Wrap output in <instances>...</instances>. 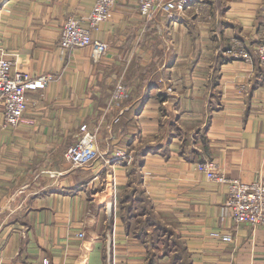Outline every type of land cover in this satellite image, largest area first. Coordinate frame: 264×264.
Here are the masks:
<instances>
[{
  "label": "crops",
  "instance_id": "crops-1",
  "mask_svg": "<svg viewBox=\"0 0 264 264\" xmlns=\"http://www.w3.org/2000/svg\"><path fill=\"white\" fill-rule=\"evenodd\" d=\"M220 1L215 39L201 26L198 10L206 0L170 22L158 10L154 28L136 0H119L91 31L108 43L94 60L90 46L58 43L66 17L87 15L94 0H0V51L29 78L50 75L27 93L17 127L5 128L0 113V264H143L145 246L124 229L117 204L139 144L152 148L142 185L158 216L185 241L191 264H264V226L236 223L226 185L196 169L210 159L228 177L264 176V83L250 90L252 58L228 52L264 41V0ZM221 38L231 41L224 51L231 58L219 68V105L208 109L207 80ZM132 57L138 67L156 63V77L130 74ZM120 79L127 80L129 100L110 105L111 86ZM159 93L167 99L160 102ZM144 95L135 114L131 106ZM84 122L98 129L100 156L74 166L64 152ZM118 147L131 155L128 164L115 162ZM112 172L115 208L107 185ZM225 234L232 240H222ZM160 264H171L169 256Z\"/></svg>",
  "mask_w": 264,
  "mask_h": 264
},
{
  "label": "built area",
  "instance_id": "built-area-1",
  "mask_svg": "<svg viewBox=\"0 0 264 264\" xmlns=\"http://www.w3.org/2000/svg\"><path fill=\"white\" fill-rule=\"evenodd\" d=\"M119 0H94L87 15L78 16L70 14L64 20L59 30L58 43L62 49L80 48L90 46L92 57L98 60L103 56L108 43L91 36L92 29H96L102 21L108 19L111 10ZM199 0H136L139 13L144 20L150 19L155 13L163 9L167 15H181L185 10L192 8ZM240 45L239 42H236ZM260 62L264 66V41L254 47ZM231 55L251 60V54L243 48L233 47L228 51ZM14 62L0 51V113L3 116V126L14 129L23 119L27 108V93L46 84L50 75L32 79L18 70H13ZM126 96L124 85L117 83L109 104H116ZM97 127L88 123H81L76 141L69 145L64 157L74 166L90 164L100 156L97 145ZM116 163L128 164L131 155L122 148H116L113 152ZM102 155V153H101ZM114 162V163H115ZM113 163V165H114ZM114 167V166H113ZM196 169L206 178L224 183L227 187L225 204L230 217L236 223H245L252 228L264 226V176H259L252 181H243L239 178L228 177L220 173L215 163L210 159H204L196 164ZM117 178L114 172L108 180L113 207L116 204ZM80 236H84L81 232ZM224 241H231L232 237L225 234L221 237ZM106 264H113V260Z\"/></svg>",
  "mask_w": 264,
  "mask_h": 264
},
{
  "label": "trees",
  "instance_id": "trees-1",
  "mask_svg": "<svg viewBox=\"0 0 264 264\" xmlns=\"http://www.w3.org/2000/svg\"><path fill=\"white\" fill-rule=\"evenodd\" d=\"M213 4L222 6L223 8V4L220 0ZM179 17L181 16L168 15L167 21L170 22L174 18L177 19ZM145 21L147 27L154 26L155 21L153 17ZM168 24H166V26ZM217 35V33L214 35L212 34V37L216 39ZM237 37L243 41L240 36ZM230 44L231 41L222 38L216 41L214 50L217 51V53L212 56L210 65L211 75L207 80V89L209 90L208 109H214L219 105V94L215 90V85L218 82L220 65L231 58L224 53V51L229 48ZM246 48L252 56L254 65V73L250 85L251 90L264 83V66L260 62L252 45ZM136 71L139 73V70ZM137 72L136 74H138ZM140 74H142V71H140ZM139 84L141 85L142 83L136 82L133 89ZM128 95L126 92V96L122 101L129 100ZM145 99L146 96L144 95L137 99L133 106H131L135 114L141 109ZM166 99L167 95L165 93H159L158 100L160 102ZM161 109L164 111L165 106H162ZM151 149V147H144L142 144H139L132 150L133 158L128 168V177L127 180L120 185L117 200L120 218L123 222L124 229L145 246L146 256L143 264H160L161 258L166 255L169 256L171 264H191V258L187 251L185 241L181 238L174 226L158 216L154 210L150 197L142 185L141 168L144 164V156Z\"/></svg>",
  "mask_w": 264,
  "mask_h": 264
},
{
  "label": "rangeland",
  "instance_id": "rangeland-1",
  "mask_svg": "<svg viewBox=\"0 0 264 264\" xmlns=\"http://www.w3.org/2000/svg\"><path fill=\"white\" fill-rule=\"evenodd\" d=\"M207 1V3H206V5L205 6H203L201 9H199L198 11L199 12H202V14H201V19H203V24H201V26H203L204 28H206V27H208V30H207V32H208V34H209V38H211L212 37V34L213 33H215V29H216V17L218 16V12L220 11V10H222V6H218V5H214L213 3H216L218 0H206ZM196 4H198V3H196ZM196 4H194L192 7H194V6H196ZM217 6V7H216ZM198 7L199 6H197L195 9H198ZM194 8H190V9H194ZM190 9H187V10H185L182 14H185L186 13V11H188V10H190ZM162 11V10H161ZM159 12V13H157V16L159 17V15L161 16L162 14H163V12L164 11H162V12ZM216 11V12H215ZM217 14H215V13ZM159 18H162V17H159ZM164 18V17H163ZM160 20H162V19H160ZM161 27V26H160ZM204 28L202 29V31H204ZM161 30H162V27H161ZM213 38V37H212ZM162 53V51H159V50H156V51H154V54H157V55H160ZM149 57V56H148ZM158 57V56H157ZM150 58V57H149ZM132 60L130 61V68H132V70H130V74H133V73H135L136 74V70H140V69H144L143 71H142V73L143 74H146V76H151L152 77V79H154V77H156V75H157V73H156V71H155V73H153L154 72V70L156 69V63H154L153 61H151V60H149V61H147L146 63H147V65L146 66H144V67H142V66H140L139 64V67L137 66V62H136V60H133V57L131 58ZM135 62V63H134ZM134 63V64H133ZM139 63V62H138ZM132 64V65H131ZM155 68V69H154ZM140 72V71H139ZM130 80V77L128 78V81ZM127 81V80H126ZM126 81H124L123 79H120V80H118V81H115V83L111 86V94H109L110 95V97H109V99H108V101H110V99H111V96L113 95V87L117 84V83H120V84H122V85H124V87H125V85H126ZM140 84L137 86V87H135V91H138L139 89H140ZM130 94V93H129ZM133 94H134V96L137 94L136 92H134L133 91ZM129 96V95H128ZM124 101H126V100H124ZM124 101H123V105H124Z\"/></svg>",
  "mask_w": 264,
  "mask_h": 264
}]
</instances>
